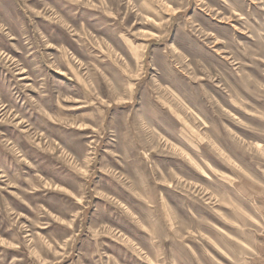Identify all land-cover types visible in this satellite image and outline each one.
<instances>
[{"label":"rangeland","instance_id":"rangeland-1","mask_svg":"<svg viewBox=\"0 0 264 264\" xmlns=\"http://www.w3.org/2000/svg\"><path fill=\"white\" fill-rule=\"evenodd\" d=\"M0 264H264V0H0Z\"/></svg>","mask_w":264,"mask_h":264}]
</instances>
